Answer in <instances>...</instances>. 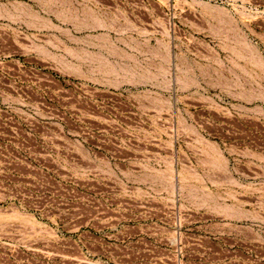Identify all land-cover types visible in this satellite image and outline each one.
I'll list each match as a JSON object with an SVG mask.
<instances>
[{
    "label": "rangeland",
    "instance_id": "374dc122",
    "mask_svg": "<svg viewBox=\"0 0 264 264\" xmlns=\"http://www.w3.org/2000/svg\"><path fill=\"white\" fill-rule=\"evenodd\" d=\"M0 264H264V0H0Z\"/></svg>",
    "mask_w": 264,
    "mask_h": 264
}]
</instances>
